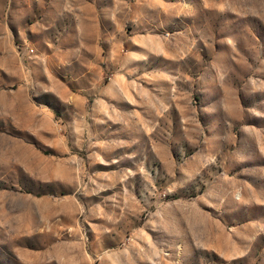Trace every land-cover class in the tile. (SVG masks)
<instances>
[{
  "label": "rangeland",
  "instance_id": "obj_1",
  "mask_svg": "<svg viewBox=\"0 0 264 264\" xmlns=\"http://www.w3.org/2000/svg\"><path fill=\"white\" fill-rule=\"evenodd\" d=\"M0 264H264V0H0Z\"/></svg>",
  "mask_w": 264,
  "mask_h": 264
}]
</instances>
